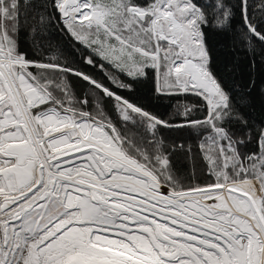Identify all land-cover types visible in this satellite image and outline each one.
<instances>
[{"label": "snow or ice", "instance_id": "obj_1", "mask_svg": "<svg viewBox=\"0 0 264 264\" xmlns=\"http://www.w3.org/2000/svg\"><path fill=\"white\" fill-rule=\"evenodd\" d=\"M259 11L0 0V264H264V126L241 115L251 94L235 66L214 68L209 43L238 13L241 42L264 57ZM53 20L71 50L51 43ZM138 85L195 102L163 119L112 87Z\"/></svg>", "mask_w": 264, "mask_h": 264}, {"label": "trees", "instance_id": "obj_2", "mask_svg": "<svg viewBox=\"0 0 264 264\" xmlns=\"http://www.w3.org/2000/svg\"><path fill=\"white\" fill-rule=\"evenodd\" d=\"M215 2L216 0H200L201 4H214ZM262 2H264V0H248L249 14L253 15L257 20L261 17L259 8ZM225 3L233 6V9H235L237 0H225ZM49 11L51 12L52 10L49 9ZM211 11L212 9L209 8L208 12L210 14ZM240 30L241 17L236 13L233 17L232 30L227 32L226 36L224 34L210 35L209 43L210 48L212 49L214 68H221L225 61L228 62L229 68L235 66L234 77L238 85V90L251 94L248 100L249 106L244 107V111L241 115L248 119L249 123L253 126L252 131L255 132L261 126H264V57L261 55V48L258 43L250 45L241 42ZM49 32L52 36L51 43L53 45L58 44L61 48L68 45L69 50H71V45L69 44L67 37H64L63 34L59 32L55 20L52 21V26L49 28ZM22 47L28 50L30 54H35L26 39L22 40ZM253 48L255 51V57H253ZM63 57L69 61L72 60V57L68 56L67 51L63 52ZM253 58L255 59L254 67L252 66ZM77 59H79L78 56ZM85 70L92 71L91 69ZM69 79L77 92L86 91L88 89V85L78 78L70 76ZM229 79L231 80V77H229ZM112 87L114 90L118 91L119 94L130 96V98L149 107L150 110L161 116L163 119H174L173 113L175 112L177 105H190L195 102L194 98L191 96L187 98L183 96L157 98L149 91L147 85H138L136 91L131 94L115 89L114 86ZM110 106L111 105L109 104L108 107ZM162 135L169 142L176 140L177 143L183 141L187 144L193 143L195 140L194 135H191L190 130L188 129H162Z\"/></svg>", "mask_w": 264, "mask_h": 264}]
</instances>
